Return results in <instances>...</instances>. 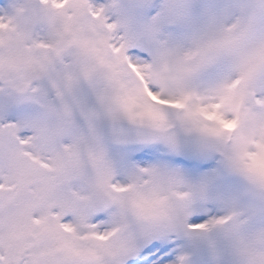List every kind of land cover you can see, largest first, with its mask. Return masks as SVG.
<instances>
[{
  "label": "snow or ice",
  "instance_id": "6c2138e0",
  "mask_svg": "<svg viewBox=\"0 0 264 264\" xmlns=\"http://www.w3.org/2000/svg\"><path fill=\"white\" fill-rule=\"evenodd\" d=\"M0 264H264V0H0Z\"/></svg>",
  "mask_w": 264,
  "mask_h": 264
}]
</instances>
